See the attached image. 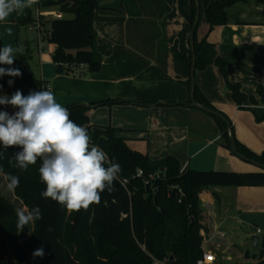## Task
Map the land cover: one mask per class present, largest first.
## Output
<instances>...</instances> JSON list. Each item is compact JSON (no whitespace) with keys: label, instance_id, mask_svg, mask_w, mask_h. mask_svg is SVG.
<instances>
[{"label":"crops","instance_id":"0c3cea01","mask_svg":"<svg viewBox=\"0 0 264 264\" xmlns=\"http://www.w3.org/2000/svg\"><path fill=\"white\" fill-rule=\"evenodd\" d=\"M219 1L197 0L201 9L197 39L206 41L198 58L208 65L192 73V0H97L94 28L102 67L91 74L87 67L70 72L62 67L63 72H58L59 66L53 63L57 47L45 46L49 26H43L41 34L33 27L40 17L69 20L74 16L57 8L40 9L39 0H32L28 10L34 23L23 24L20 12L0 23V48L23 49L12 65L0 64L21 72L19 77H0V96L10 98L17 90L27 96L46 89L64 107L85 105L89 107L88 127L118 130L132 151L153 162L174 157L182 174L189 170L261 172L233 155L214 119L191 106L194 85L231 121L236 141L264 154V103L257 94L259 87L264 89V0H244L229 8L227 24L209 32L206 9ZM31 29L37 32L36 50H32ZM21 57L27 59L31 74ZM218 60L226 64L225 74L216 64ZM9 80L14 81L11 86ZM189 81L191 88L186 85ZM227 82L240 85L258 104L248 101L239 108ZM104 100L126 103L93 105ZM14 109L8 107L6 112L12 115ZM199 198L204 210L203 234L211 239L204 249L215 255L217 263H258L264 250V187L209 188ZM253 236L259 237L256 245L250 241ZM247 244L259 249V255H251Z\"/></svg>","mask_w":264,"mask_h":264},{"label":"trees","instance_id":"16d2710c","mask_svg":"<svg viewBox=\"0 0 264 264\" xmlns=\"http://www.w3.org/2000/svg\"><path fill=\"white\" fill-rule=\"evenodd\" d=\"M243 1L220 0L210 5L206 9L209 32L226 25L227 10ZM74 5L77 8L71 9ZM38 6L47 10L57 8L61 13L74 16L71 20L40 19L43 26H49L45 38L57 47L53 63L67 67L69 72L83 65L89 73H98L102 67V57L97 51L94 28L95 13L99 9L97 0H39ZM20 13L23 24L34 23L28 8ZM197 17L198 3L192 0L194 55L197 59L195 69L204 70L208 64L198 57L206 41L199 42L197 39L201 23V20L197 23ZM21 60L31 74L27 59L21 57ZM216 64L225 74L226 64L221 60ZM186 85L191 88V81ZM227 88L239 108L248 101L253 105L258 104L255 97H248L242 92L240 85L227 82ZM194 89V100L198 104L218 112L196 86ZM257 94L264 103L262 87L258 88ZM125 103L104 100L93 105L113 107ZM8 107L11 105H0V111L6 112ZM66 108L73 122L87 127L91 144L103 149L109 161L115 158L121 165L119 179L113 182L115 191L109 193L105 190L101 193L100 203L90 205L87 210L69 211L58 202L41 197L45 189L39 176L42 161L38 158L27 171L17 169L14 157L22 149L10 147L0 157L1 175L11 173L20 177L15 196L29 210L38 206L42 219L34 221L32 230L28 224L18 231L16 209L0 197V264H161L166 260L167 264H197L204 254L201 232L206 229L199 198L202 191L209 188L264 187V171L234 173L189 170L182 174L176 158L167 157L153 162L148 156L132 151L126 140L118 136V130L112 127H88L89 107L72 104ZM208 115L218 125L226 147L231 151V121L223 115L230 122L229 125L219 117ZM236 148L244 158L264 165V154L258 155L238 141ZM138 170L143 172L142 178L137 177ZM160 171H164V177L145 184L150 175ZM28 234L29 237L22 243V237ZM41 246L43 257L33 258V253ZM256 264H264V250Z\"/></svg>","mask_w":264,"mask_h":264},{"label":"clouds","instance_id":"9594fccd","mask_svg":"<svg viewBox=\"0 0 264 264\" xmlns=\"http://www.w3.org/2000/svg\"><path fill=\"white\" fill-rule=\"evenodd\" d=\"M32 0H0V23L14 12H23L31 7ZM11 32V29H8ZM20 47L6 45L0 48V64L12 65ZM19 77L17 68L0 67V77ZM11 86L14 81L9 80ZM0 105H11L18 109L14 114L0 111V157L10 147L22 150L15 153V167L27 171L42 161L39 168L40 181L45 185L41 197L58 202L69 211L87 210L99 204L101 193L115 191L113 182L119 179L121 165L98 146L91 144L88 131L70 119L68 109L56 101L50 90L30 92L24 96L17 90L10 98L0 96ZM11 163V161H10ZM0 174L3 169L0 168ZM7 189L15 191L20 177L4 174ZM16 227L22 231L33 221L42 219L38 206L31 210L16 209ZM43 246L33 253V258L43 257Z\"/></svg>","mask_w":264,"mask_h":264},{"label":"rangeland","instance_id":"374dc122","mask_svg":"<svg viewBox=\"0 0 264 264\" xmlns=\"http://www.w3.org/2000/svg\"><path fill=\"white\" fill-rule=\"evenodd\" d=\"M53 9L55 10L56 8H52V10ZM34 14H36V12ZM42 18L44 19V21H45V19H47V18H44V17H40V19H42ZM71 19H73V17L69 18V20H71ZM29 37H30V40H31L32 50H36L37 49V45H38L37 32L32 30V29L29 30ZM45 46L51 47L49 42H46ZM35 69L37 70V67ZM107 109L111 110L110 108H107ZM16 111H18L17 108L13 110V113H15ZM100 117H101V115H100ZM143 147H144V145H143ZM0 197L5 198L9 203H11L14 206L15 209L26 208L22 204V202L15 196L14 191H9L7 189V181L4 179V176H2L1 174H0ZM29 226H30V229L32 230L33 226H34V221L31 222L29 224ZM27 237H29V234L28 235H24L22 237V239H21V242L23 243L26 240ZM246 249L250 251L251 255H253V254L259 255V249L255 250L252 246H249L248 244L246 246ZM246 249L244 248L243 250H246ZM251 262L252 261H250V262L244 261V264H251Z\"/></svg>","mask_w":264,"mask_h":264},{"label":"water","instance_id":"95a60500","mask_svg":"<svg viewBox=\"0 0 264 264\" xmlns=\"http://www.w3.org/2000/svg\"><path fill=\"white\" fill-rule=\"evenodd\" d=\"M77 6L74 5L71 7V9H76ZM200 15H201V9H200V6L198 5V17H197V23L199 22L200 20ZM192 37H193V32H192ZM196 56L194 55V51H193V67H192V73L194 72V69H195V64H196ZM58 72L62 73V66H59L58 68ZM194 93H195V89H194V85L192 86V90H191V106L193 108H196V109H199L201 111H204L206 112L207 114H210L212 116H216V117H219L221 119H223L224 121H226L229 125H230V122H228V120L226 119V117H224L223 115H221L219 112H216V111H213V110H210V109H207L201 105H199L195 100H194ZM230 137H231V151L232 153L238 157L239 159L247 162V163H250L251 165L257 167L260 171H264V165L263 164H260L256 161H251V160H248L246 158H244L242 155H240L238 152H237V148H236V141H235V138H234V133L232 130H230ZM259 240V237L258 236H253L250 241L252 243H254L255 245L257 244ZM171 259H173V256H171Z\"/></svg>","mask_w":264,"mask_h":264},{"label":"built area","instance_id":"2783aa9c","mask_svg":"<svg viewBox=\"0 0 264 264\" xmlns=\"http://www.w3.org/2000/svg\"><path fill=\"white\" fill-rule=\"evenodd\" d=\"M35 29H37V31H39V33L41 34L43 32V25L41 24L40 20H38L34 27ZM79 68L83 69L85 68V66L81 65L79 66ZM46 90V89H44ZM143 176V172L141 170H138L137 172V177L138 178H142ZM162 177H164V171H160V172H157L153 175H150L146 180H145V184L149 185L150 183L154 182V181H157V180H160ZM179 193L182 195V191L179 190ZM258 234L261 233L260 230L257 231ZM201 235L203 237V257L197 262V264H217V259L215 257V255L212 253V252H207L204 248H205V245L207 243H209L211 241V239H208L204 234H203V231L201 232ZM220 237L222 239H225V235L223 234H220ZM161 264H167V260L164 261L163 263Z\"/></svg>","mask_w":264,"mask_h":264}]
</instances>
